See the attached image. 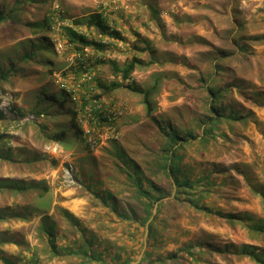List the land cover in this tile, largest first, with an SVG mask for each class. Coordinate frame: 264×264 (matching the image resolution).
I'll return each mask as SVG.
<instances>
[{"label":"rangeland","instance_id":"rangeland-1","mask_svg":"<svg viewBox=\"0 0 264 264\" xmlns=\"http://www.w3.org/2000/svg\"><path fill=\"white\" fill-rule=\"evenodd\" d=\"M46 6L42 11L31 8L25 19L32 20V14L42 17L43 11L50 8L63 12L66 19L59 22L70 26L98 13L107 23L113 22L123 40L108 39L107 51L94 53L88 50L82 62L89 65L96 60H112L122 68L138 56L145 65L136 67L131 80L143 88L159 84L151 98L154 113L149 117L142 95L125 87L104 94L97 88V83L91 81L84 83L75 94L69 93L63 83L71 85L72 77L67 79L60 75L64 71L73 75V64L81 58L76 60L77 55L67 46L61 29L46 32L44 36L55 45L59 54L57 59L54 53L49 55L55 69L53 76L37 81L33 74L27 80L18 74L0 83L1 106L8 115L14 117L16 114L9 111L13 105L15 112L25 113L23 117H16L21 121L19 124L7 129L19 137L11 143L26 153L35 154L38 159L30 164L0 160V177L34 182L48 188L45 196L53 202L51 214L60 232V244L78 236L75 227L62 215L61 209H66L100 236L131 250L134 242L130 236L134 234L135 227L117 221L109 209L83 188L82 181H98L103 184V190L107 189L119 197L125 205L132 202V182L120 169L115 154L121 150L148 172L153 167L155 152L161 142L157 121L167 123L172 120L182 130L201 131L200 115L206 112L204 104L209 101L200 78L210 81L211 72H208L209 65L205 60L210 47L199 40L212 44L214 48L211 49L229 50L228 39L238 34L243 55L223 64V68L232 72H221L216 87L225 88V110H239V115L245 116L240 130L236 136L214 134L210 140L188 148L182 162L185 166L183 173L193 175L194 180L216 166H223L229 171L224 176L227 184L221 179L216 180L220 176L214 175L209 183L198 187L200 191H210L204 201H199V208L171 200L161 215V225L156 228L151 258L178 252V264H260L242 250L258 254L264 260V232L253 229L255 224L264 229L263 200L258 194L264 192V38L261 41L252 39L264 37V0H48ZM78 29L90 38H102L95 28ZM1 33L0 39L5 44H0V54L13 52L16 43L41 35L33 36L28 29L6 37ZM58 41L63 46L61 52L57 50ZM144 41L151 46L144 53H137L131 46L136 42L139 48H143ZM149 62L152 64L146 65ZM39 69L46 71L42 66ZM91 73L107 84L122 80L121 74L117 75L108 63L98 65ZM42 89L45 102L38 108L49 106L50 112L57 114L44 117L42 121L55 122L58 128L65 130V144L47 140L39 127L29 122L34 117L30 110L35 106V98L41 96L39 90ZM96 95H102L101 103L105 110L123 108L124 114L112 130L97 128L92 138H98L99 145L92 151L85 148L73 126L71 110L78 112L84 109L83 97L91 103ZM246 112L251 116L245 115ZM84 124L88 129L94 127L91 119ZM222 124L228 132L231 125L234 126L227 121ZM158 180L161 186H166L163 175ZM40 192L31 189L18 194L0 192V207L18 206V210L26 206L36 207ZM39 225L40 218L27 222L14 220L0 224V232L9 230L17 233L31 249H37L41 264H81L76 258L62 260L53 257L46 243L39 238ZM208 243L211 248H204ZM135 248L139 249L137 245ZM2 249L9 255L29 256L27 249L15 244ZM190 252H198V260L193 259ZM142 253L133 264L141 260Z\"/></svg>","mask_w":264,"mask_h":264},{"label":"trees","instance_id":"trees-1","mask_svg":"<svg viewBox=\"0 0 264 264\" xmlns=\"http://www.w3.org/2000/svg\"><path fill=\"white\" fill-rule=\"evenodd\" d=\"M47 3L48 0H0V31L2 32V37H6L12 33L18 34L23 29H28L33 36L41 34L39 38L31 40L27 38L16 43L13 47L15 49L13 52L0 54V83L6 82L18 74L24 80H27L29 75L33 74V79L37 81L53 76L55 69L52 68L53 63L49 55L54 53L55 59H57L59 54L55 50V45L46 39L44 33L49 31L54 32V26L66 18L63 12L59 10L52 11L53 9L50 8L43 11L42 17H36L35 14H32V16L34 15L32 20H26L24 17L26 13H29L31 8H36L40 11L44 10L47 8ZM73 25L62 26L60 27V31L64 33L67 40L66 44L71 48V51L80 54L76 60L81 59L78 60L76 66H73L74 73L77 75L82 72H91L102 63L110 64L117 75L121 74L122 80L107 84L100 80V78L94 77L93 82H95L94 84L97 83V88L102 93L109 94L117 88L125 87L142 95L147 115L152 117L154 107L151 98L159 84L156 83L150 88H143L137 83L132 82L131 75L136 67L138 65H145L138 56L122 68L112 60H96L89 65H86V62H82L86 48L92 50L94 53L105 52L109 47V40H123L121 32L112 30L104 16L100 13L92 15L84 21H75ZM231 25H235L234 21L231 22ZM79 27H86L87 29L95 28L102 38H90L84 31L79 30ZM262 38L264 37L255 36L252 39L254 41H261ZM138 41L143 40L139 39ZM199 41L203 45L210 47V50L205 55V60L207 61L206 64L209 65L208 72H211L210 81L205 77L200 78L209 101L204 104L206 112L201 114L199 119V128L203 126L202 130L196 131L191 128L182 130L172 120L167 123H163L162 120L157 121L156 125L161 142H159L160 147L155 152V158L152 163L153 167L148 169V172L131 160L127 154L118 150L114 157L118 160L120 169L123 170L126 178L132 182L133 199L127 205L107 189L103 190V184L100 182L82 181L83 188L95 196L103 207L109 209L117 221L121 223L126 222L135 227V230H133L134 234L130 236V240L134 242L131 250L125 245H118L108 238L100 236L98 232L85 226L77 216L66 209H61L62 215L75 227L78 236H74L70 240L66 238L68 241L65 240L64 243L60 244L58 241L60 232L51 214L53 202L45 196L48 188L41 187L34 182L27 183L9 177H0V192L11 191L14 194H18L28 189L41 192L38 195L39 200L36 207L26 206L20 210H18V206L0 207V224L14 220L27 222L40 218L38 228L39 238L46 243L48 252L53 257H59L62 260L76 258L81 264H133L143 251L141 260L136 264H178V259L180 258L178 252L166 254L164 257L159 255L156 259L151 258L155 246L154 240L157 236L156 228L162 223L161 215L164 209L171 200L186 202L195 208H199V201H204L210 191H200L198 187L209 183L211 177L214 175L220 176L216 180L221 179L224 184H227V178L224 176L229 173L223 166H216L212 171H206V175L197 180H194V176L189 173L184 174L185 166H182V162L189 152L188 148L196 147L210 140L211 136L217 133L226 137H228L229 133L236 136L237 131L240 130L242 125V119L245 117L239 115V110L237 112L225 110L223 106L225 88L220 87L217 89L216 87L221 79V72H232L229 68H223V64L231 63L233 57L243 55L244 49L240 44L238 34L228 39L227 45L229 46V50L211 49L214 48L212 44L203 39ZM144 43L145 46L143 48H139L136 42H133L131 46L137 53H144L151 49V46L146 41ZM0 44L4 45L5 41L0 39ZM151 64L152 62H149L146 65ZM40 66L44 67L46 71H41L39 69ZM61 74L63 77H67L68 72L64 71ZM39 93L41 96L35 98V106L30 110L34 117L29 122L38 126L40 133L47 140L65 144L67 132L58 128L55 122L42 121L44 117L48 118L57 114H52L49 106L41 110L38 108L45 102V98L42 96L43 89L39 90ZM101 98L102 95H96L92 98V101L97 102ZM83 99L84 108L88 104L89 99H85V97ZM1 105L2 101L0 98V160L15 164H30L35 162L38 159L35 154L26 153L25 150L12 145L11 141L17 140L19 137L10 134L7 130L11 126L19 124L21 121L16 117L18 115L23 117L25 113L15 112V105H13L9 111L16 114L14 117H10ZM245 115L251 116L249 112H246ZM71 117L73 126L81 136L85 148L88 149V144L85 145L86 139L83 128L77 121L78 112L71 110ZM225 121L234 124V126L231 125L229 132L221 126L224 125L222 123ZM161 175L166 178L165 187L161 186L158 182V177ZM231 178L233 177L231 176ZM258 194L262 197L264 212V192H259ZM231 217L234 218L235 215H231ZM236 217L240 218V216ZM253 227L257 232H264L261 225L255 224ZM10 244L27 249L29 252L28 258L9 255L2 249ZM136 245L139 249L135 248ZM204 246V248H211V244L209 243ZM109 247L113 249H109ZM192 248L194 249V247ZM238 249L236 248V250ZM218 250L223 251L222 248H218ZM242 253L260 264H264V260H262L260 255L245 250H242ZM189 254L193 259L198 260V252H190ZM0 264H41V260L37 249H31L29 244L19 238L17 233L7 230L0 232Z\"/></svg>","mask_w":264,"mask_h":264},{"label":"built area","instance_id":"built-area-1","mask_svg":"<svg viewBox=\"0 0 264 264\" xmlns=\"http://www.w3.org/2000/svg\"><path fill=\"white\" fill-rule=\"evenodd\" d=\"M109 24V23H108ZM67 24H64L63 22H59L57 25L54 26V30L60 29L62 26H66ZM111 26L112 30L118 31V28H116L115 24L112 22L109 24ZM61 49H63V46L60 41L57 43V50L61 52ZM92 51L90 49H85L84 50V55L86 51ZM78 58L80 54L75 53ZM73 66H76V64H73ZM73 75H68L67 74V79L68 77H72V84H67L63 83V86L67 88L69 93L75 94V92L84 85V83H90L91 81L94 80V75L91 72H83L79 77L75 73H72ZM62 76V74L60 75ZM63 77V76H62ZM90 105V106H89ZM83 110V113L81 111ZM80 113V114H79ZM124 110L123 108H111L108 111L104 109L103 104L100 101H88V104L85 105L84 109H81L78 111V122L81 124L83 131H84V136H85V145L88 144V149L87 150H94L95 148L98 147L99 141L98 138L94 139L92 138V134L97 132V128L103 129V130H112L116 124L120 121V119L123 117ZM93 115V117H91ZM97 116V118H94ZM91 117V118H90ZM93 120L94 127H90L88 129L87 125L84 124L87 120ZM87 127V128H86ZM87 142V143H86Z\"/></svg>","mask_w":264,"mask_h":264}]
</instances>
